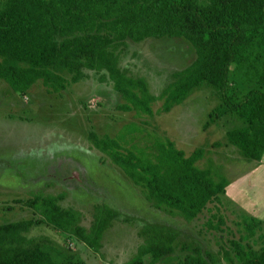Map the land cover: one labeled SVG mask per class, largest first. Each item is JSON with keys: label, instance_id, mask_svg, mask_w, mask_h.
Listing matches in <instances>:
<instances>
[{"label": "trees", "instance_id": "16d2710c", "mask_svg": "<svg viewBox=\"0 0 264 264\" xmlns=\"http://www.w3.org/2000/svg\"><path fill=\"white\" fill-rule=\"evenodd\" d=\"M149 38H182L195 50L192 62L173 71L160 94L152 93L145 77L130 74L120 62L129 43ZM88 71L98 74L102 82H111L121 95L117 110L140 118L167 113L201 88L212 90L218 103L204 127L226 120L225 146L253 161L254 168L261 164L264 0H0V79L14 92L26 95L41 81L49 94H59L84 80ZM238 72L246 76L249 86L242 94L237 93ZM158 100L162 105L155 112L153 104ZM143 132L130 122L114 137L91 132L89 139L154 208L190 222L205 210L212 213L209 204L221 202L230 181L211 164L198 165L206 150L198 147L186 156L173 140L161 136H149V142L139 145L135 140ZM222 144L218 141L215 146ZM61 200L62 195L35 194L20 201L41 221L30 218L0 224V264H85L76 252L60 247L49 236L28 237L38 223L100 252L104 234L118 213L106 204L96 205L93 222L86 227L82 213L63 207ZM216 209L206 226L223 232L226 219L221 206ZM231 210L240 213L236 219L240 235L222 249L224 259L228 264H264V221ZM140 235L143 243L122 264L169 260L178 244L175 232L155 224L144 226ZM251 240H261V247L255 248ZM218 260L196 247L179 263L215 264Z\"/></svg>", "mask_w": 264, "mask_h": 264}, {"label": "rangeland", "instance_id": "374dc122", "mask_svg": "<svg viewBox=\"0 0 264 264\" xmlns=\"http://www.w3.org/2000/svg\"><path fill=\"white\" fill-rule=\"evenodd\" d=\"M194 57L195 50L185 39L149 38L129 43L120 62L130 74L145 77L152 93L160 94L172 72L188 66ZM87 75L59 94H49L38 81L23 96L0 79V224L30 218L40 222V215L20 201L35 194L62 195L61 205L80 211L86 227L93 222L96 205L106 204L118 213L104 234L100 252L45 223H38L28 233L30 238L49 236L60 247L76 252L81 263L128 261L144 241L140 235L143 227L155 224L178 235L174 254L157 264H180L185 254L196 247L215 255L219 259L215 264H228L222 249L229 248L230 239L240 235L236 223L239 211L264 217V199L255 200L257 189L253 183L259 182L256 176L261 175L264 157L254 168L253 161L225 146L229 126L226 120L204 127L208 113L218 103L216 94L208 88L195 91L167 113L156 112L162 105L158 100L153 104L155 115L140 118L134 112L116 109L123 100L111 82H102L93 71ZM238 75L239 87H235L242 94L249 86L246 76L242 72ZM130 122L144 130L136 137L139 145L149 142V136H161L173 140L186 156L198 147L206 150L198 165L206 168L211 164L230 181L221 202L209 204L212 213L205 210L190 222L154 208L141 189L89 139L91 132L99 137H114ZM218 141L223 144L215 146ZM220 206L226 219L223 232L206 226L207 219ZM249 242L255 248L262 244L261 240Z\"/></svg>", "mask_w": 264, "mask_h": 264}, {"label": "crops", "instance_id": "0c3cea01", "mask_svg": "<svg viewBox=\"0 0 264 264\" xmlns=\"http://www.w3.org/2000/svg\"><path fill=\"white\" fill-rule=\"evenodd\" d=\"M262 168L263 169L259 171V172H261V175L260 176H256V180L259 181V182H253V183H255L256 189H257V196L254 195L255 200L264 199V174H263L264 173V167H262ZM261 220L264 221V217H261Z\"/></svg>", "mask_w": 264, "mask_h": 264}]
</instances>
